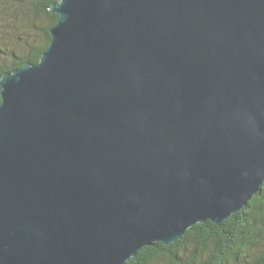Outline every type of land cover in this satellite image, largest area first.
Instances as JSON below:
<instances>
[{"label": "water", "instance_id": "obj_1", "mask_svg": "<svg viewBox=\"0 0 264 264\" xmlns=\"http://www.w3.org/2000/svg\"><path fill=\"white\" fill-rule=\"evenodd\" d=\"M0 77V264H125L264 184V0H54Z\"/></svg>", "mask_w": 264, "mask_h": 264}, {"label": "trees", "instance_id": "obj_2", "mask_svg": "<svg viewBox=\"0 0 264 264\" xmlns=\"http://www.w3.org/2000/svg\"><path fill=\"white\" fill-rule=\"evenodd\" d=\"M54 0H32L30 7L35 15L49 16V23L42 28L43 37L31 42L23 51L10 49L0 62V77L21 68L25 63L35 64L50 41L49 28L58 15L49 11ZM264 184L252 195L248 204L232 213L219 225L210 221L189 227L176 241L169 244L154 242L142 247L125 264H157L166 260L174 264H241L248 250L257 249L251 264H264ZM185 255V257L183 256Z\"/></svg>", "mask_w": 264, "mask_h": 264}, {"label": "rangeland", "instance_id": "obj_3", "mask_svg": "<svg viewBox=\"0 0 264 264\" xmlns=\"http://www.w3.org/2000/svg\"><path fill=\"white\" fill-rule=\"evenodd\" d=\"M30 2L32 0H0V62L7 60L5 51H23L27 44L42 39V28L49 23V16L35 15ZM256 254L257 249L250 248L241 264H251ZM157 264L174 263L161 260Z\"/></svg>", "mask_w": 264, "mask_h": 264}]
</instances>
